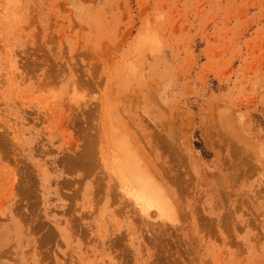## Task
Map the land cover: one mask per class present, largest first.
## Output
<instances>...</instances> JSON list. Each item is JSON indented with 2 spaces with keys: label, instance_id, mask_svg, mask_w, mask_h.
I'll return each mask as SVG.
<instances>
[{
  "label": "rangeland",
  "instance_id": "obj_1",
  "mask_svg": "<svg viewBox=\"0 0 264 264\" xmlns=\"http://www.w3.org/2000/svg\"><path fill=\"white\" fill-rule=\"evenodd\" d=\"M0 264H264V0H0Z\"/></svg>",
  "mask_w": 264,
  "mask_h": 264
},
{
  "label": "bare ground",
  "instance_id": "obj_2",
  "mask_svg": "<svg viewBox=\"0 0 264 264\" xmlns=\"http://www.w3.org/2000/svg\"><path fill=\"white\" fill-rule=\"evenodd\" d=\"M111 143V161L115 164L121 180L127 185L129 194L143 206L145 212L153 210L161 219H171L172 208L162 187L151 179L147 168L142 167L125 139L117 138Z\"/></svg>",
  "mask_w": 264,
  "mask_h": 264
}]
</instances>
